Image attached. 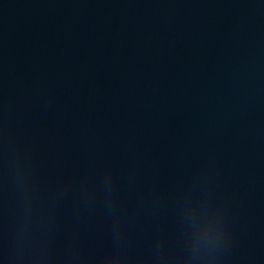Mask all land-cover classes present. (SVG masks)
<instances>
[{"label":"water","instance_id":"obj_1","mask_svg":"<svg viewBox=\"0 0 264 264\" xmlns=\"http://www.w3.org/2000/svg\"><path fill=\"white\" fill-rule=\"evenodd\" d=\"M0 264H264V0H0Z\"/></svg>","mask_w":264,"mask_h":264}]
</instances>
